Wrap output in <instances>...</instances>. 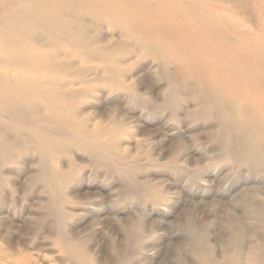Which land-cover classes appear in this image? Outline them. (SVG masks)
I'll return each mask as SVG.
<instances>
[{"label": "rangeland", "instance_id": "1", "mask_svg": "<svg viewBox=\"0 0 264 264\" xmlns=\"http://www.w3.org/2000/svg\"><path fill=\"white\" fill-rule=\"evenodd\" d=\"M76 1L0 0L10 41L46 54L31 101L0 102V264H264V110L175 56L144 5L131 23L122 0ZM181 1L264 65V0Z\"/></svg>", "mask_w": 264, "mask_h": 264}, {"label": "bare ground", "instance_id": "2", "mask_svg": "<svg viewBox=\"0 0 264 264\" xmlns=\"http://www.w3.org/2000/svg\"><path fill=\"white\" fill-rule=\"evenodd\" d=\"M48 1L46 12L59 11L65 14L75 11L73 3L80 2L76 0ZM81 1L83 9H91V0ZM122 1L124 3L122 14L124 17H129L131 23L137 15L135 7L139 4L144 5V16L150 21L151 29L161 30L165 33L167 46H172L179 52L175 56L183 59L188 58L189 47L193 53H199L202 56V63L199 66L210 84L220 90H226L229 93L235 91L239 95L249 97L253 99L256 107L264 110V65L257 66L259 55L250 48L241 51L236 43L225 41L226 31L216 26L208 9L201 5L203 9H200V6L188 8L183 5L181 0ZM98 2L105 12L113 11L116 7L115 1L104 0L101 2L98 0ZM33 11L32 9L22 10L14 13V16L19 23H26L28 20L31 23L30 15ZM21 13L23 16L17 17ZM44 19L53 25V27H49V32L63 27V23L59 24L50 13H45ZM61 31L69 33L68 28L61 29ZM199 32L202 33L201 37ZM11 39L15 41L13 35L0 28V52L11 56L8 63L9 68L0 74V102L4 105L2 107L7 113L14 114L17 110L21 111L24 108L23 105L30 102L31 97L38 93L41 85L39 78L45 77V75L39 76L36 71L45 66L46 54L41 51L36 52L37 47L31 44L12 43ZM75 44L78 43L75 42ZM202 45L204 48H201ZM245 77L248 78L247 82L243 80ZM260 84H263L261 90L263 94L254 90V86ZM221 116V120L226 126L235 123L233 117H227L225 114H221ZM239 136H242L243 140H248L247 135ZM234 141L241 142L238 138H235Z\"/></svg>", "mask_w": 264, "mask_h": 264}]
</instances>
